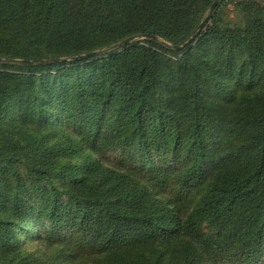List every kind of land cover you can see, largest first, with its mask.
<instances>
[{"label":"trees","instance_id":"obj_1","mask_svg":"<svg viewBox=\"0 0 264 264\" xmlns=\"http://www.w3.org/2000/svg\"><path fill=\"white\" fill-rule=\"evenodd\" d=\"M0 264H264V0H0Z\"/></svg>","mask_w":264,"mask_h":264},{"label":"rangeland","instance_id":"obj_2","mask_svg":"<svg viewBox=\"0 0 264 264\" xmlns=\"http://www.w3.org/2000/svg\"><path fill=\"white\" fill-rule=\"evenodd\" d=\"M263 1V0H262ZM224 16L225 18H227L228 20H236L238 19V16H237V13L236 11L234 10V5L233 3H229L227 5V7L225 8L224 10ZM101 158L103 159V161L106 163V164H110V163H115L117 162V159H118V154L115 153V152H107L105 154H103L101 156ZM38 244L37 243H33L30 242V248L31 249H36L38 248L37 246Z\"/></svg>","mask_w":264,"mask_h":264},{"label":"water","instance_id":"obj_3","mask_svg":"<svg viewBox=\"0 0 264 264\" xmlns=\"http://www.w3.org/2000/svg\"><path fill=\"white\" fill-rule=\"evenodd\" d=\"M216 3L217 2H215L214 4H213V6H212V8L216 5ZM204 23V22H203ZM202 23V24H203ZM137 37L136 36H131V37H129V38H127L126 40H124L125 42L126 41H130V40H134V39H136ZM195 38V35L194 36H192L187 42H185L183 45H179V46H176L177 48H184V47H186L193 39ZM95 52H90V53H87V54H82V55H79V56H77L76 58H85V57H87V56H90V55H92V54H94ZM27 62H29V61H27Z\"/></svg>","mask_w":264,"mask_h":264}]
</instances>
